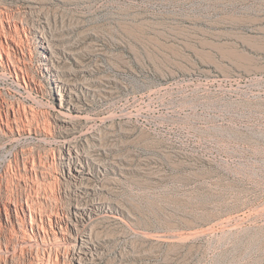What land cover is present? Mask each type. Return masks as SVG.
Listing matches in <instances>:
<instances>
[{
	"label": "rangeland",
	"instance_id": "1",
	"mask_svg": "<svg viewBox=\"0 0 264 264\" xmlns=\"http://www.w3.org/2000/svg\"><path fill=\"white\" fill-rule=\"evenodd\" d=\"M263 27L264 0H0V264H264Z\"/></svg>",
	"mask_w": 264,
	"mask_h": 264
},
{
	"label": "bare ground",
	"instance_id": "2",
	"mask_svg": "<svg viewBox=\"0 0 264 264\" xmlns=\"http://www.w3.org/2000/svg\"><path fill=\"white\" fill-rule=\"evenodd\" d=\"M256 44L253 46V48L255 49L256 52L258 53H262L264 54V27L256 33L255 36H253ZM7 41V40H6ZM9 54V53H8ZM11 57V55H10ZM11 61V60H10ZM21 71V70H20ZM23 73V72H22ZM16 76L19 78V74L18 72H16ZM28 77V76H27ZM19 80V79H18ZM24 81H25V77H24ZM37 168V167H36ZM33 211V210H31ZM35 212V211H34ZM32 212V213H34Z\"/></svg>",
	"mask_w": 264,
	"mask_h": 264
}]
</instances>
